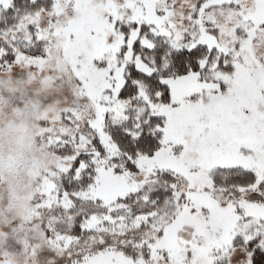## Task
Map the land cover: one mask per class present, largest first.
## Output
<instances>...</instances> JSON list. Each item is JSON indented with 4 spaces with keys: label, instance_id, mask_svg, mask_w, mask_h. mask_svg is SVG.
Masks as SVG:
<instances>
[{
    "label": "snow or ice",
    "instance_id": "1",
    "mask_svg": "<svg viewBox=\"0 0 264 264\" xmlns=\"http://www.w3.org/2000/svg\"><path fill=\"white\" fill-rule=\"evenodd\" d=\"M0 264H264V0H0Z\"/></svg>",
    "mask_w": 264,
    "mask_h": 264
},
{
    "label": "rangeland",
    "instance_id": "2",
    "mask_svg": "<svg viewBox=\"0 0 264 264\" xmlns=\"http://www.w3.org/2000/svg\"><path fill=\"white\" fill-rule=\"evenodd\" d=\"M10 115H11L10 112L8 110H5L3 113V119L5 121H8L10 119ZM5 126H7V125H5Z\"/></svg>",
    "mask_w": 264,
    "mask_h": 264
}]
</instances>
